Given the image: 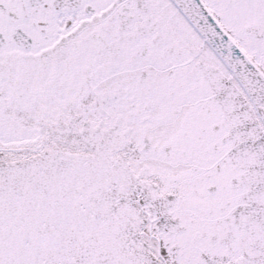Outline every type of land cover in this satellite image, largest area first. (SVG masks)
<instances>
[{
  "label": "snow or ice",
  "instance_id": "snow-or-ice-1",
  "mask_svg": "<svg viewBox=\"0 0 264 264\" xmlns=\"http://www.w3.org/2000/svg\"><path fill=\"white\" fill-rule=\"evenodd\" d=\"M0 264H264V0H0Z\"/></svg>",
  "mask_w": 264,
  "mask_h": 264
}]
</instances>
